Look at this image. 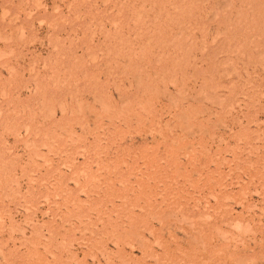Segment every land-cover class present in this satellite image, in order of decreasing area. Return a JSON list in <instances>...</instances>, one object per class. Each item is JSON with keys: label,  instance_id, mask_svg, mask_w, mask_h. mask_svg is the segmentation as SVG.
<instances>
[{"label": "rangeland", "instance_id": "374dc122", "mask_svg": "<svg viewBox=\"0 0 264 264\" xmlns=\"http://www.w3.org/2000/svg\"><path fill=\"white\" fill-rule=\"evenodd\" d=\"M0 264H264V0H0Z\"/></svg>", "mask_w": 264, "mask_h": 264}]
</instances>
